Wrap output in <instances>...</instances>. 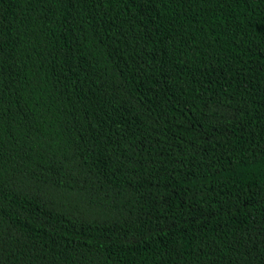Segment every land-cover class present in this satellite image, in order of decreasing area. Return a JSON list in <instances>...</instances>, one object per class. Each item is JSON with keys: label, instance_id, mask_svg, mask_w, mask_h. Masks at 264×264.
<instances>
[{"label": "trees", "instance_id": "trees-1", "mask_svg": "<svg viewBox=\"0 0 264 264\" xmlns=\"http://www.w3.org/2000/svg\"><path fill=\"white\" fill-rule=\"evenodd\" d=\"M0 264H264V0H0Z\"/></svg>", "mask_w": 264, "mask_h": 264}]
</instances>
